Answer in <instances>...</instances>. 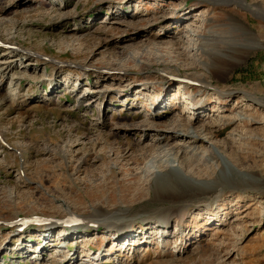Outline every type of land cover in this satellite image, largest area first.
Here are the masks:
<instances>
[{
	"label": "rangeland",
	"instance_id": "obj_1",
	"mask_svg": "<svg viewBox=\"0 0 264 264\" xmlns=\"http://www.w3.org/2000/svg\"><path fill=\"white\" fill-rule=\"evenodd\" d=\"M12 3L2 41L40 67L0 81V264H264V0ZM173 158L196 194L154 189Z\"/></svg>",
	"mask_w": 264,
	"mask_h": 264
},
{
	"label": "bare ground",
	"instance_id": "obj_2",
	"mask_svg": "<svg viewBox=\"0 0 264 264\" xmlns=\"http://www.w3.org/2000/svg\"><path fill=\"white\" fill-rule=\"evenodd\" d=\"M11 1L13 2L15 0H11ZM33 1H36V0H33ZM125 1L126 0H124V2ZM12 2L8 3L7 5H2L3 7L2 6L0 7V18H1V16H4V17H2V19H0V81L5 80V78H4L6 75L5 73L8 70L16 69L20 72H22V71L25 72L23 74H19V75L14 74L13 76H11L12 80L8 84L9 93H12V91L18 93L23 89V86H24V83H23L24 81L22 80V78H25L27 81H30L32 78H34L32 76H35V74H33L34 71H37L40 66H39V64H36L34 62L33 58L30 56L19 55L16 53H11L12 52L11 50H6L7 48L15 49L14 47H17V46H15V45L12 46L10 44H7V43H12L11 41H5L7 43L2 41L3 39L1 38V34H3V31L5 29H2L1 27L3 25H5L6 23L8 24V26L5 25V28L11 27V24L13 22L8 17L9 16L8 13H10V12L13 13L14 12L13 9L15 8V10H16L18 8V3L15 4ZM38 2H45V0H38ZM40 4H42V3H40ZM77 5L78 4L75 5L76 9H77ZM36 9H35L36 11H39L38 8H36ZM49 11H50V9L46 10L45 8H43V11H41V13H40V11L38 12V13H40V15L38 17L40 19L44 18L45 16L49 15ZM18 13H21V12H17V14ZM38 13H36V14L38 15ZM17 14H15V15H17ZM13 21H14V19H13ZM5 36L8 37V39H16L17 38V36H10L9 37L6 34H5ZM213 39H214V37H213ZM13 44H16V43H13ZM232 47L237 48V46H232ZM232 51L242 54V49H234ZM220 52L214 51V49H213V51L212 50L210 51L211 61L206 63V66L209 70H213L217 67L224 65L226 59L232 60V62H234V63L239 62L241 59L240 57L237 58L234 54L233 55L230 54L229 53L230 51L228 53H225V52L220 53ZM45 78L46 77L44 75L43 79H45ZM16 83H20V84L16 88H13V86ZM201 84L203 87L212 88L209 83L201 82ZM151 95H152L151 97L153 99H157L159 96L158 93H153ZM250 98L256 100L253 96H250ZM242 115H243V113H242ZM200 129H201V127H200ZM200 129H198V130L195 129V131L193 130L189 133L188 132H183V133L177 132V133H175V136H177V137H180V136L184 137L185 136L184 139L190 138V141H187V142L184 141V143L182 145L180 144L179 147L183 148L184 150L186 149L188 151V149L196 148L198 146V144L203 145V143H204L203 141L207 138L204 135H202V132H200ZM166 136H169V135H166ZM166 139L167 138H158L156 140L157 145L158 146L162 145V147H165L166 144H168L167 142H165ZM180 139H182V138L180 137ZM166 162L168 165L167 166L165 165L164 168L161 169L160 167H158V168L156 167L154 169L155 170L154 171V174H155L154 180H155V185H156L155 186L156 188H154V189H156L157 192H160V194H159L160 198H162V199H169V198L173 199L175 196L182 198V197H185L188 195H194L198 192L196 189H201V186H199L200 183L196 179H194V177L190 173L186 172V170L184 169V167H182V165H177L176 160L174 158L168 159ZM214 185H216L215 182H213V184L210 185L211 187L208 188L209 190L207 189L206 191H201L200 194L208 193L210 190H212L214 188ZM74 217H76V216L68 215L65 218V220H68V218H69L70 221H72V222L76 221L77 222L78 218L76 219ZM92 222H96V223L100 224V222H97L95 219L89 218L87 221H85L83 223V225L87 224V223H92ZM63 223L65 224V222H63ZM60 224H62V222L60 223L57 221H53V222L48 223L49 226L46 227L45 229H46V231H52L54 226L60 225ZM79 225H81V224H70V226L73 227V229L71 228L73 230L71 232L75 233L74 230H76ZM23 226L24 225L21 224L19 226V228H21ZM124 228H126V227H124Z\"/></svg>",
	"mask_w": 264,
	"mask_h": 264
}]
</instances>
